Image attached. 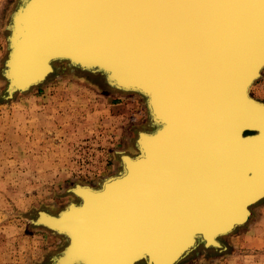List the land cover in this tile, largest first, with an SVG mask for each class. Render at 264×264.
I'll return each instance as SVG.
<instances>
[{"label": "water", "instance_id": "obj_1", "mask_svg": "<svg viewBox=\"0 0 264 264\" xmlns=\"http://www.w3.org/2000/svg\"><path fill=\"white\" fill-rule=\"evenodd\" d=\"M33 1L20 0L6 27L8 55L1 70L7 82L5 100L44 84L56 72L52 61L66 63L72 73L99 76L108 88L135 93L147 105L150 130L138 132V153L132 157L122 153L121 171L104 179L95 189L98 192L145 168L153 151H159L156 142L162 153L168 103L177 120L192 122L191 126L197 118L195 110L216 111L222 104L229 115L244 111L247 116L241 102L251 105V115L235 137L228 128L210 125L208 119V188L204 192L196 186L192 196L207 195L209 204L204 209L192 204L194 214L179 249L166 263L152 262L149 252H142L135 263L180 264L194 254L226 250L223 238L248 224L252 207L264 200V165L258 162L264 150L257 145L264 142V102L249 92L264 71V0H80L75 17L72 12L58 17L57 31L46 35L50 72H36L16 82L13 68L27 57L30 47L44 44L30 41ZM74 188L69 193L78 203H70L47 223L32 220L35 226L67 239L49 264L68 251L74 231L66 224L87 203Z\"/></svg>", "mask_w": 264, "mask_h": 264}, {"label": "rangeland", "instance_id": "obj_2", "mask_svg": "<svg viewBox=\"0 0 264 264\" xmlns=\"http://www.w3.org/2000/svg\"><path fill=\"white\" fill-rule=\"evenodd\" d=\"M18 3L0 0V264H49L67 241L32 220L41 210L58 214L78 203L69 193L76 185L98 188L118 174L120 155L138 153L137 134L150 122L142 97L112 90L99 76L72 73L66 63L44 84L5 100L6 27ZM254 86L252 94L264 102V71ZM263 204L223 238L226 250L185 262L264 264V227L250 232Z\"/></svg>", "mask_w": 264, "mask_h": 264}, {"label": "bare ground", "instance_id": "obj_3", "mask_svg": "<svg viewBox=\"0 0 264 264\" xmlns=\"http://www.w3.org/2000/svg\"><path fill=\"white\" fill-rule=\"evenodd\" d=\"M79 2L82 3L80 0L33 1L36 11L33 15L30 41H42L44 44L30 47L26 51L27 57L13 68L16 82L19 79L25 80L36 72L46 73L45 75L50 72L46 60V35L57 31L56 26L60 21L58 17L67 12H72L75 17L74 13L80 11ZM257 52L256 48L252 55ZM50 65L58 72L56 62L51 61ZM254 84L250 85L249 92L257 99L252 94ZM245 102L241 103L250 117L252 109L248 107L251 105ZM145 106L148 112L146 103ZM216 108V111L211 110L212 108L195 110L198 114L194 126H191L192 122H179L168 103L162 153L156 142L154 148L159 151H153L154 155L145 168L138 169L121 184L115 183L104 192H98L95 190L97 188L91 187L75 189L74 192L83 196L87 203L79 211L73 212L71 220L68 219L66 225L74 231L69 238L71 244L55 264H144L143 261L135 263L142 252H149L152 262L156 260L166 263L171 253L179 249L188 232L193 213L192 204L199 203L203 206L201 209L209 204L206 194L192 196L194 187L200 186L204 192L208 188V119L211 121L210 125L214 124L221 130L228 128L233 137L237 135L240 125L248 119L244 111H240L242 114L235 111L234 116L229 115V110L223 108L222 104ZM199 115L202 120H198ZM225 119L231 120L230 124ZM202 123L203 130L199 131ZM148 130L150 128L142 131L147 133ZM257 145L264 150V142ZM125 155L132 157L129 153ZM261 156L263 157L258 162L264 165V153ZM263 202L264 200L259 203ZM39 212L34 218L38 223H47L55 215L48 210ZM253 215L252 210L251 218ZM180 219L185 220L181 223Z\"/></svg>", "mask_w": 264, "mask_h": 264}, {"label": "crops", "instance_id": "obj_4", "mask_svg": "<svg viewBox=\"0 0 264 264\" xmlns=\"http://www.w3.org/2000/svg\"><path fill=\"white\" fill-rule=\"evenodd\" d=\"M254 87H256V86H254ZM258 213H260V219H257V221H256V224L254 225V227L251 229V231L250 232H253V231H255L256 230V232H259L260 231V229H262L263 227H264V204H263V206H262V208H261V210H260V212H258ZM259 234V233H258ZM255 251V250H254ZM247 252H252V250H247ZM209 252H202V254H200V256L201 255H207ZM253 254V253H252ZM257 255H259L258 253H256ZM200 256H198V257H200ZM180 264H189V263H186L185 261H183L182 263H180Z\"/></svg>", "mask_w": 264, "mask_h": 264}]
</instances>
